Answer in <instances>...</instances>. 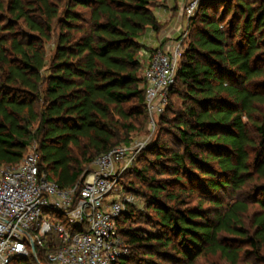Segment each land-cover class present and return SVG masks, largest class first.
Returning a JSON list of instances; mask_svg holds the SVG:
<instances>
[{
	"label": "trees",
	"instance_id": "1",
	"mask_svg": "<svg viewBox=\"0 0 264 264\" xmlns=\"http://www.w3.org/2000/svg\"><path fill=\"white\" fill-rule=\"evenodd\" d=\"M164 1L0 0V165L36 144L67 189L130 143L149 120L142 53L156 48L142 38ZM157 128L120 180L144 209L119 218L130 254L114 264H264V0L199 4ZM59 244L36 247L40 261Z\"/></svg>",
	"mask_w": 264,
	"mask_h": 264
},
{
	"label": "built area",
	"instance_id": "2",
	"mask_svg": "<svg viewBox=\"0 0 264 264\" xmlns=\"http://www.w3.org/2000/svg\"><path fill=\"white\" fill-rule=\"evenodd\" d=\"M203 0H189L185 14L192 17ZM188 27L170 49L156 48L143 77L150 129L168 105ZM144 147L118 145L100 155L95 169L74 187L63 189L41 172L37 145L17 165H0V264L33 253L38 264H114L130 254L118 220L135 197L120 185ZM55 233L60 244L45 251L41 262L36 247Z\"/></svg>",
	"mask_w": 264,
	"mask_h": 264
},
{
	"label": "crops",
	"instance_id": "3",
	"mask_svg": "<svg viewBox=\"0 0 264 264\" xmlns=\"http://www.w3.org/2000/svg\"><path fill=\"white\" fill-rule=\"evenodd\" d=\"M180 1L175 2V0H167L165 4H162L154 9L155 14L162 24V29L159 32H154L148 29L145 36L142 38V42L146 44L149 48H159L170 49L175 43V39L178 37V32L183 27H188L187 22H184L182 18V9L177 6L180 5ZM143 61L145 67L149 62L151 54L149 52H144Z\"/></svg>",
	"mask_w": 264,
	"mask_h": 264
},
{
	"label": "rangeland",
	"instance_id": "4",
	"mask_svg": "<svg viewBox=\"0 0 264 264\" xmlns=\"http://www.w3.org/2000/svg\"><path fill=\"white\" fill-rule=\"evenodd\" d=\"M178 1H180L181 3H180L179 6L176 7V9L177 10H178V8H181L182 9V11H183L182 18L184 19V22L185 21L187 22L186 25H188V23H189V17L186 16V14H185V6L188 4L189 0H175V2H178ZM166 2H167V0H165L162 3H158L157 4V7L160 6V5H162V4H165ZM183 28H186V27H183ZM177 35H178V37L175 39V41H178L182 37L183 30L180 29ZM46 49H47V58L50 60L51 57L54 54V51H55L54 43L53 42L48 43ZM142 55H143V57L145 56V54H142ZM144 67H145V64H144ZM174 104H175V106H178V101H177L176 98H174ZM137 125H138V127H142L140 124H137ZM159 131H160V129H158V128H156L155 131H152L150 129V124H149V120H148V122L145 125V127H142L140 130L131 133L130 143L126 144L125 142H122L121 145H126L127 147H136L139 143L142 142V143H144V147L142 148V150H144V149H146L150 144H152L159 137ZM148 157H152V155L149 154ZM89 169H91V171H93L95 169V164H92L89 167ZM124 183L126 184V187H128V188H129V186L130 187L131 186L137 187L139 185L138 184V180H136L135 177L132 176V175H126L124 177ZM134 197H135L134 203H132L133 206H134V208L136 210L142 211L144 209L143 199L140 196H138V197L134 196ZM133 222L134 223H136V222L143 223L144 222V219H142L141 217H138V218L134 219ZM203 264H212V263H210L208 261V262H204ZM220 264H225V263H223V262L220 261Z\"/></svg>",
	"mask_w": 264,
	"mask_h": 264
}]
</instances>
